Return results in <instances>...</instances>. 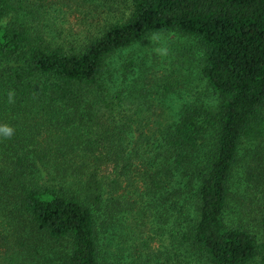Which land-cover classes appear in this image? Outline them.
<instances>
[{
	"label": "trees",
	"instance_id": "obj_1",
	"mask_svg": "<svg viewBox=\"0 0 264 264\" xmlns=\"http://www.w3.org/2000/svg\"><path fill=\"white\" fill-rule=\"evenodd\" d=\"M128 7L81 32L0 0V264H264V0ZM152 32L193 36L215 105L103 82Z\"/></svg>",
	"mask_w": 264,
	"mask_h": 264
},
{
	"label": "rangeland",
	"instance_id": "obj_2",
	"mask_svg": "<svg viewBox=\"0 0 264 264\" xmlns=\"http://www.w3.org/2000/svg\"><path fill=\"white\" fill-rule=\"evenodd\" d=\"M35 7L48 10L46 21L55 22L57 30L73 26L84 32L88 28L126 15L129 0H28ZM71 3L76 10L70 11ZM78 2V5H76ZM76 5V6H75ZM54 24V23H53ZM55 29V30H56ZM200 51L193 36L176 32H152L139 42L122 48L106 58L101 78L110 88L136 86L146 82H171L173 89L160 104L168 119L178 117L183 103L201 102L212 106L218 101L215 91L202 76L199 67ZM155 96V95H152ZM160 109V108H159Z\"/></svg>",
	"mask_w": 264,
	"mask_h": 264
},
{
	"label": "clouds",
	"instance_id": "obj_3",
	"mask_svg": "<svg viewBox=\"0 0 264 264\" xmlns=\"http://www.w3.org/2000/svg\"><path fill=\"white\" fill-rule=\"evenodd\" d=\"M3 131L5 132L6 135H9V136H10V135L12 134V131H13V130H12L11 128L5 127V128L3 129Z\"/></svg>",
	"mask_w": 264,
	"mask_h": 264
}]
</instances>
